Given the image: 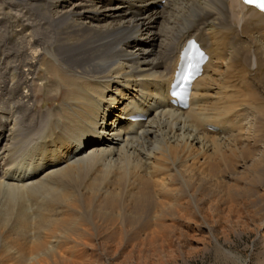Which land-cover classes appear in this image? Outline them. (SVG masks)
I'll list each match as a JSON object with an SVG mask.
<instances>
[{"label":"bare ground","instance_id":"1","mask_svg":"<svg viewBox=\"0 0 264 264\" xmlns=\"http://www.w3.org/2000/svg\"><path fill=\"white\" fill-rule=\"evenodd\" d=\"M11 3L23 15L17 29L0 17V264L184 258L197 249L181 238L204 243L178 229L191 225L232 257L213 227L264 210L262 14L242 0ZM190 39L207 61L179 109L168 90Z\"/></svg>","mask_w":264,"mask_h":264},{"label":"rangeland","instance_id":"2","mask_svg":"<svg viewBox=\"0 0 264 264\" xmlns=\"http://www.w3.org/2000/svg\"><path fill=\"white\" fill-rule=\"evenodd\" d=\"M7 13H11V14H7ZM19 13L23 15L20 9L15 8V5L11 3V0H0V17L3 18L2 19L3 23L5 21L8 22V19L10 18L11 25L14 26V28L16 27L17 29V26L19 25L18 22L20 18H22V16ZM17 14H19L20 17ZM3 34L4 33L0 34V43H2V41L4 40ZM0 64H1L0 65V83H1L2 82L1 78L3 77L2 73L4 72V67H3L4 64L3 62H1ZM0 106H1L0 107V111H1V109L3 108L1 103ZM261 214H262V218H261L262 220L258 221L256 225H248L242 228L235 226L233 229L228 228V230L227 227H225L226 231L224 234L226 235H223L221 229L213 227L212 232H214L215 236L218 238L219 244L223 247V249L229 251L232 254L231 255L232 257L226 258L215 249L214 243H212L213 241L209 239L210 232L208 231V229L206 230L204 226L199 227V226L191 225V226H187V228L180 227L178 229H180L182 232L186 230L185 232L188 235L185 232L184 233L186 234L187 237H196V238L198 237L199 239L200 238L203 239L204 246L201 244L202 242L197 241L194 243V241L189 242L188 239L181 238L182 239L181 241L184 244H187L186 247L191 249L194 248L197 250L189 253L188 255H185L184 258L176 257L175 259L167 258L166 260L163 261H157L156 258L145 257L139 259L138 260L139 262L131 260V262L129 261V264H264V210L261 211ZM134 244L135 243H132L130 246L128 245L129 247L126 246L125 244L123 246L130 248ZM136 244L138 245L139 242ZM134 255L137 256L138 254L135 253ZM87 258L88 257H86L85 261H88L89 264H111V263L128 264V261L121 262V260H115V259L110 261L109 258L105 260L106 258H104L103 256H98L97 254L96 255L94 254V256L90 257L89 259ZM153 259L155 260L153 261Z\"/></svg>","mask_w":264,"mask_h":264},{"label":"snow or ice","instance_id":"3","mask_svg":"<svg viewBox=\"0 0 264 264\" xmlns=\"http://www.w3.org/2000/svg\"><path fill=\"white\" fill-rule=\"evenodd\" d=\"M246 3H252L253 0H245ZM261 10H264V0H260V5Z\"/></svg>","mask_w":264,"mask_h":264}]
</instances>
